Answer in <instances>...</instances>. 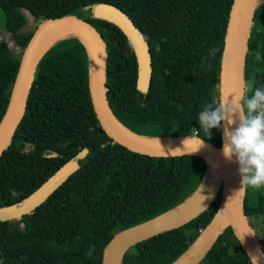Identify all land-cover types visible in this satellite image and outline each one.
Wrapping results in <instances>:
<instances>
[{
	"label": "trees",
	"instance_id": "16d2710c",
	"mask_svg": "<svg viewBox=\"0 0 264 264\" xmlns=\"http://www.w3.org/2000/svg\"><path fill=\"white\" fill-rule=\"evenodd\" d=\"M234 2L0 0V127L21 65L14 69L4 56L8 43L3 34L23 55L42 24L73 17L92 24L106 42L107 94L125 129L155 141L204 139L205 134L196 131L197 118L204 105L222 96ZM102 3L124 11L145 34L153 60L147 93L137 87V56L126 35L95 17V7ZM91 78V54L77 34L56 41L38 65L24 115L0 157V207L28 197L68 162L79 168L34 212L0 222V264H104L107 246L123 231L199 202L217 189L216 199L201 215L131 247L121 262L173 264L223 213L216 163L197 155H144L117 143L98 119ZM244 78L245 96L264 87V0L256 4ZM223 129L224 122L204 141L222 147ZM82 151L86 155L80 158ZM243 195L245 215L263 245L258 232L264 219V187L256 194L248 188ZM199 264L253 261L227 224Z\"/></svg>",
	"mask_w": 264,
	"mask_h": 264
},
{
	"label": "water",
	"instance_id": "95a60500",
	"mask_svg": "<svg viewBox=\"0 0 264 264\" xmlns=\"http://www.w3.org/2000/svg\"><path fill=\"white\" fill-rule=\"evenodd\" d=\"M257 1L235 0L234 2L223 61L222 95L225 97L235 94L244 95L246 91L244 71ZM94 15L97 19L115 24L126 35L137 56L139 69L137 87L140 91L147 93L153 76V60L145 34L128 14L114 5L99 4L95 7ZM67 29L73 30L72 34H77L82 39L91 54L92 100L98 119L107 134L117 143L140 154L159 157L197 155L215 162L219 178L222 181L223 213L221 214L226 216L227 224L233 227L253 264H264V255L259 241L243 209L242 194L240 192V202L234 195L236 178L238 185L239 167L235 158L229 162L223 157L222 147L207 141H204L203 147L197 151L198 145L184 144L185 139L155 141L144 138L151 143H140L130 139L126 132L132 133L120 123L109 103L106 87L108 60L106 42L101 33L84 20L73 17L49 20L42 24L33 35L22 58L10 105L0 127V157L11 143L24 115L40 61L56 41L67 37H58ZM226 126L228 125L225 121L224 127ZM231 127H235V125ZM85 155L86 151H82L79 157L82 158ZM78 168L77 163L68 162L28 197L13 205L0 207V222L18 220L34 212L74 175ZM217 194V189H214L199 202H194L174 213L151 219L123 231L107 246L104 264H121L124 255L131 247L186 225L206 211L216 199ZM222 229H217L214 225L203 231L193 246L173 264H199L213 249Z\"/></svg>",
	"mask_w": 264,
	"mask_h": 264
},
{
	"label": "clouds",
	"instance_id": "9594fccd",
	"mask_svg": "<svg viewBox=\"0 0 264 264\" xmlns=\"http://www.w3.org/2000/svg\"><path fill=\"white\" fill-rule=\"evenodd\" d=\"M197 121L200 125L197 133L203 132L208 139L212 129H219L222 122H227L228 126L223 129L222 154L229 162L235 158L239 165L241 187L237 192L264 187V87H255L250 96L222 95L217 103L203 106ZM204 139L188 136L184 144H196L198 151Z\"/></svg>",
	"mask_w": 264,
	"mask_h": 264
},
{
	"label": "rangeland",
	"instance_id": "374dc122",
	"mask_svg": "<svg viewBox=\"0 0 264 264\" xmlns=\"http://www.w3.org/2000/svg\"><path fill=\"white\" fill-rule=\"evenodd\" d=\"M3 40L8 43V47L3 50L4 56L10 61L11 65L13 66V68L14 69H17L19 63L22 62V58H23L24 54L22 55V52L19 50V48H17L13 44V42H8L9 41L8 34H6V33L3 34ZM20 59H21V61H20ZM240 181H241V177L238 174V184H239V188L241 187ZM250 190H251L252 193L255 192V194L257 192V189L256 190H253V189L250 188ZM241 194H242L241 195V200H243V196L244 195H243L242 192H241ZM190 205H187L185 207H188ZM215 224H216L217 229H221V228H223V226H226V224H227V218H226V216L224 214H219L216 217ZM260 225H261L262 228H260V230L258 232V235L260 237H262L263 240H264V219L263 220L262 219L260 220ZM260 247H261L262 252H263V255H264V243H263V245L260 244Z\"/></svg>",
	"mask_w": 264,
	"mask_h": 264
},
{
	"label": "bare ground",
	"instance_id": "6f19581e",
	"mask_svg": "<svg viewBox=\"0 0 264 264\" xmlns=\"http://www.w3.org/2000/svg\"><path fill=\"white\" fill-rule=\"evenodd\" d=\"M72 33H74V31L73 30H69V29H67V30H65V31H63L62 33H60L59 34V38H61V37H65V36H68V35H70V34H72ZM126 135L130 138V139H132V140H134V141H137V142H140V143H151V141H148V140H146V139H144V138H139V137H136V136H134V135H132V134H130L129 132H126ZM214 165V164H213ZM213 171H214V168H213ZM214 182V181H213ZM212 183V182H211ZM212 185V184H211ZM239 190V184L237 185V178L235 179V185H234V195H235V197H236V200L238 201V202H240V192H237ZM205 191V190H204ZM206 192V191H205Z\"/></svg>",
	"mask_w": 264,
	"mask_h": 264
}]
</instances>
